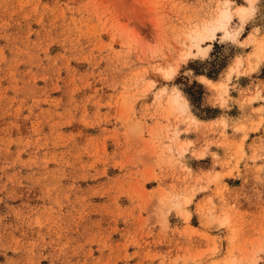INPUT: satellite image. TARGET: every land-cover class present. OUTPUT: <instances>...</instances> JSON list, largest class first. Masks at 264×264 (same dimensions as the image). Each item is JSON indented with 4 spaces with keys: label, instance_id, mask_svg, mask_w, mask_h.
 Masks as SVG:
<instances>
[{
    "label": "rangeland",
    "instance_id": "1",
    "mask_svg": "<svg viewBox=\"0 0 264 264\" xmlns=\"http://www.w3.org/2000/svg\"><path fill=\"white\" fill-rule=\"evenodd\" d=\"M230 1L197 41L224 0H0V264H264V0Z\"/></svg>",
    "mask_w": 264,
    "mask_h": 264
},
{
    "label": "bare ground",
    "instance_id": "2",
    "mask_svg": "<svg viewBox=\"0 0 264 264\" xmlns=\"http://www.w3.org/2000/svg\"><path fill=\"white\" fill-rule=\"evenodd\" d=\"M256 0H247L249 3V6L247 5H237L235 8V12L239 17L240 21V28L245 24L247 17L250 15V13L253 10V5ZM231 4L230 0H224V8L221 9L218 13V16L214 19L212 23H209L207 26H204L202 30L198 31L197 41L198 40H205L206 38H210L217 29L224 28L227 22L231 19V9L229 8V5ZM197 33V32H196ZM225 33L228 34V30L225 29ZM196 41V42H197ZM210 44H207L206 46H197L199 51H203L204 53L207 52L209 49ZM256 57H259L260 55L264 56V37H262L257 45L256 50L253 53ZM173 74V69L170 68L167 70L166 75L167 77H170ZM180 99H183V96L179 93H176L173 97L172 102L174 104H179L182 106L184 102H180Z\"/></svg>",
    "mask_w": 264,
    "mask_h": 264
},
{
    "label": "crops",
    "instance_id": "3",
    "mask_svg": "<svg viewBox=\"0 0 264 264\" xmlns=\"http://www.w3.org/2000/svg\"><path fill=\"white\" fill-rule=\"evenodd\" d=\"M197 76V75H196ZM199 76V75H198ZM194 80H196L195 78H194ZM204 84V83H203ZM258 105H261V106H264V100L262 101V102H260L259 100L258 101H253L252 102V106L253 107H257ZM253 115H257V113H255V114H253ZM260 115H262L263 117H264V109L262 108V110H261V113H260Z\"/></svg>",
    "mask_w": 264,
    "mask_h": 264
}]
</instances>
